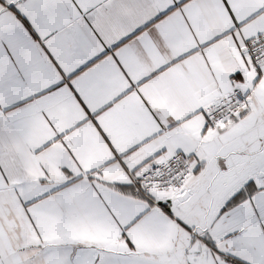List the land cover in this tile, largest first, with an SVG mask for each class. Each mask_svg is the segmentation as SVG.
<instances>
[{
	"label": "snow or ice",
	"instance_id": "obj_1",
	"mask_svg": "<svg viewBox=\"0 0 264 264\" xmlns=\"http://www.w3.org/2000/svg\"><path fill=\"white\" fill-rule=\"evenodd\" d=\"M0 264H264V0H0Z\"/></svg>",
	"mask_w": 264,
	"mask_h": 264
}]
</instances>
